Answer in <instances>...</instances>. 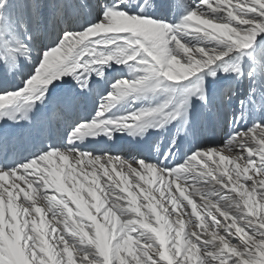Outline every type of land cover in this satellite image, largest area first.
Here are the masks:
<instances>
[{"label":"snow or ice","instance_id":"1","mask_svg":"<svg viewBox=\"0 0 264 264\" xmlns=\"http://www.w3.org/2000/svg\"><path fill=\"white\" fill-rule=\"evenodd\" d=\"M4 120L0 264H264V0H0Z\"/></svg>","mask_w":264,"mask_h":264},{"label":"bare ground","instance_id":"2","mask_svg":"<svg viewBox=\"0 0 264 264\" xmlns=\"http://www.w3.org/2000/svg\"><path fill=\"white\" fill-rule=\"evenodd\" d=\"M163 3L165 4H168V3H171L172 0H162ZM168 18L169 19H178L179 18V15H182V12L181 13H168ZM219 76L221 77H225L226 74H224L223 72L219 73ZM67 79H71L70 77H68ZM212 78L211 77H208V80L210 81ZM58 83H61L62 82H58ZM239 88L242 89V92L244 91V88L240 85H238ZM241 92V93H242ZM241 93H238L237 95L239 96L240 99H243V95H241ZM96 103L98 104L99 103V100L97 98L96 100ZM143 102L142 101H135L133 102V99L132 97H128V98H125L124 101H121L119 104L116 105L115 108L112 109L113 112H117V110H120V112H123V111H131L133 108H140L141 107V104ZM234 107L238 106V101L235 100L234 98V104H233ZM119 114V113H118ZM169 129H171V132L172 133H175V129H176V125L173 124V125H169L168 126ZM117 135H121L120 133H117ZM123 135L127 136V133H124ZM163 136V138L161 139V137ZM148 137H145V139H147ZM127 139L128 140H131L132 137L131 136H127ZM139 139V137H138ZM152 139L154 140H158L161 144V150L162 151H165V143L167 142V135L163 134V133H160L159 130H156V133L153 135ZM88 145V141H85V145L84 146H87ZM227 154V153H226ZM231 167V165H230Z\"/></svg>","mask_w":264,"mask_h":264},{"label":"rangeland","instance_id":"3","mask_svg":"<svg viewBox=\"0 0 264 264\" xmlns=\"http://www.w3.org/2000/svg\"><path fill=\"white\" fill-rule=\"evenodd\" d=\"M242 92V89L241 88H239V93H241Z\"/></svg>","mask_w":264,"mask_h":264}]
</instances>
